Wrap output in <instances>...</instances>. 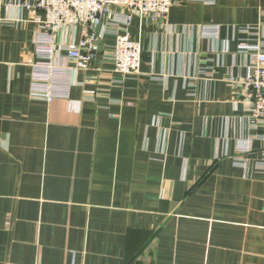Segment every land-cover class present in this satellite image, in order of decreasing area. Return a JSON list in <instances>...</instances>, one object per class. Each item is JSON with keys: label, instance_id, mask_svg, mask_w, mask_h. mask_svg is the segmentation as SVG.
Instances as JSON below:
<instances>
[{"label": "crops", "instance_id": "obj_1", "mask_svg": "<svg viewBox=\"0 0 264 264\" xmlns=\"http://www.w3.org/2000/svg\"><path fill=\"white\" fill-rule=\"evenodd\" d=\"M24 3L0 0V264H264V142L242 151L258 133L232 83L248 74L240 45L264 49V0L135 17L137 75L113 71L105 27L75 71L59 45L82 29L60 31L51 61L69 93L52 102L31 96L48 59Z\"/></svg>", "mask_w": 264, "mask_h": 264}, {"label": "built area", "instance_id": "obj_2", "mask_svg": "<svg viewBox=\"0 0 264 264\" xmlns=\"http://www.w3.org/2000/svg\"><path fill=\"white\" fill-rule=\"evenodd\" d=\"M212 2L213 0H206ZM178 0H25L35 31L40 55L48 62L34 66L31 96L52 102L56 97H66L69 89L56 81L58 73H64L65 66L52 62L54 35L80 27L82 38L79 43L64 42L59 51L67 52V60L74 64L75 71H86L96 59L102 35L99 29L115 34V44L110 58L114 62L115 73L123 76L137 75L141 68L142 45L134 40L129 31L135 17L149 24L164 25L173 6ZM253 27H244L251 33ZM220 27L217 25L202 28V36L217 39ZM240 51L249 55L248 74L242 81H232L237 89L238 101L250 115V127L258 134L242 149L252 150L255 140L264 142V49L260 44H241Z\"/></svg>", "mask_w": 264, "mask_h": 264}]
</instances>
